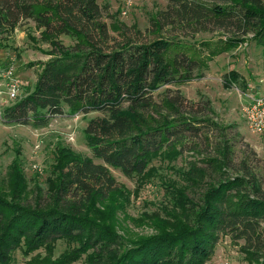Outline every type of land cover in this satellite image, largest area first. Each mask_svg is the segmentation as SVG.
<instances>
[{
    "label": "trees",
    "instance_id": "16d2710c",
    "mask_svg": "<svg viewBox=\"0 0 264 264\" xmlns=\"http://www.w3.org/2000/svg\"><path fill=\"white\" fill-rule=\"evenodd\" d=\"M103 18L98 0H0V33L32 20L50 57L34 88L4 109L6 122L43 128L66 107L99 114L84 130L93 157L58 146L47 189L29 190L19 152L0 177V264H10L18 249L35 254L28 264H72L84 255L87 264H207L223 235L244 240L249 262L264 264L258 174L247 161L235 162L232 137L213 118L210 99L193 101L171 88L201 78L206 67L180 38L231 34L206 60L249 34L264 47V0H169L151 18L155 36L145 41L113 39ZM166 27L184 33L168 35ZM185 152L203 159L176 167ZM155 161L176 177L162 179L159 210L132 218L154 232L124 238L117 217L131 191L111 168L147 182L160 174ZM59 239L67 249L55 258Z\"/></svg>",
    "mask_w": 264,
    "mask_h": 264
},
{
    "label": "rangeland",
    "instance_id": "374dc122",
    "mask_svg": "<svg viewBox=\"0 0 264 264\" xmlns=\"http://www.w3.org/2000/svg\"><path fill=\"white\" fill-rule=\"evenodd\" d=\"M98 3L104 10L103 19L110 27L113 39L145 41L155 36L151 32V18L167 9L169 0H98ZM115 27L120 29L116 30ZM171 29L165 28L168 35L182 36L184 33L179 29ZM230 36L232 35L225 31L217 30L197 33L190 38H180L184 43L191 45L199 57L205 58L202 60L206 67L202 66L201 78L171 88L180 89L193 101L210 99L214 111L213 118L220 125L228 127V133L232 137L235 162L245 160L248 165L254 167L264 189V134H255L248 129L241 110L246 100L244 92L264 96V47L249 34L243 37V42L233 50L206 60L208 54ZM236 37L241 39L242 36ZM62 39L66 44L72 43L66 37ZM48 49V45L40 42V31L32 20L22 21L13 33H0V76L7 67H14L15 76L20 81L18 97H24L34 88L43 63L50 58L46 53ZM232 71H235V76L231 74ZM258 86L261 89H257ZM0 90L3 92L0 110V177L5 178L10 164L19 152L29 190L37 185L47 189V179L52 176L58 146H68L76 153L93 157L84 130L91 118L99 116L98 113L74 115L70 114L66 107L65 114L52 118L43 128L9 123L4 119V109L14 104L18 97L14 100L8 98V88L3 77L0 78ZM199 159L203 158L195 152H185L178 159L176 167H187L189 161ZM153 165L157 166L160 174L147 182L140 177L127 176L121 170L111 168L118 182L131 191L126 210L118 212L117 217V230L124 238L134 239L154 232L151 227L137 225L132 218L139 217L145 211L159 210L161 202L165 199V191L160 186L162 179L176 177L172 170L167 169L166 162L155 161ZM230 174L236 172L231 171ZM31 201H34L32 196ZM259 227L264 231V222ZM244 244V240H234L229 235L221 236L215 253L207 264H251L242 250ZM66 249V242L59 239L56 242L55 258ZM39 252L41 250L36 253ZM33 256V253L25 256L23 251L18 249L14 252L10 264H28ZM72 264H87L85 255Z\"/></svg>",
    "mask_w": 264,
    "mask_h": 264
},
{
    "label": "built area",
    "instance_id": "2783aa9c",
    "mask_svg": "<svg viewBox=\"0 0 264 264\" xmlns=\"http://www.w3.org/2000/svg\"><path fill=\"white\" fill-rule=\"evenodd\" d=\"M6 86L8 88V98L14 100L18 96L20 81L16 78L14 67H8L3 73ZM0 90V110L3 99ZM245 102L242 104V115L245 118L248 129L255 134H264V96H255L252 92H244Z\"/></svg>",
    "mask_w": 264,
    "mask_h": 264
},
{
    "label": "crops",
    "instance_id": "0c3cea01",
    "mask_svg": "<svg viewBox=\"0 0 264 264\" xmlns=\"http://www.w3.org/2000/svg\"><path fill=\"white\" fill-rule=\"evenodd\" d=\"M257 89H261V87H260V86H258V87H257Z\"/></svg>",
    "mask_w": 264,
    "mask_h": 264
}]
</instances>
